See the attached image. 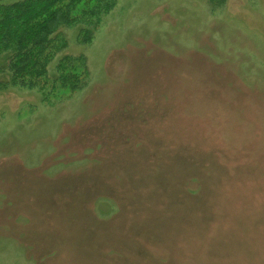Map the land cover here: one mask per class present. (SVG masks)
Returning <instances> with one entry per match:
<instances>
[{
	"label": "rangeland",
	"instance_id": "rangeland-1",
	"mask_svg": "<svg viewBox=\"0 0 264 264\" xmlns=\"http://www.w3.org/2000/svg\"><path fill=\"white\" fill-rule=\"evenodd\" d=\"M100 17L78 87H0V264H264V0Z\"/></svg>",
	"mask_w": 264,
	"mask_h": 264
},
{
	"label": "trees",
	"instance_id": "trees-1",
	"mask_svg": "<svg viewBox=\"0 0 264 264\" xmlns=\"http://www.w3.org/2000/svg\"><path fill=\"white\" fill-rule=\"evenodd\" d=\"M115 3L116 0H0V54L5 58L0 71L8 72V79L0 81V87H78L86 69L82 55L63 56L54 74H49L56 53L66 45L61 27L81 24L79 37L89 41L101 14Z\"/></svg>",
	"mask_w": 264,
	"mask_h": 264
}]
</instances>
